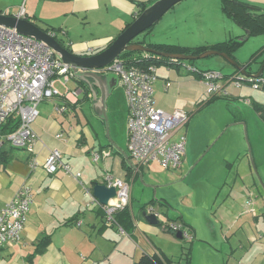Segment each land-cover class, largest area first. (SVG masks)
I'll list each match as a JSON object with an SVG mask.
<instances>
[{"label":"crops","instance_id":"obj_1","mask_svg":"<svg viewBox=\"0 0 264 264\" xmlns=\"http://www.w3.org/2000/svg\"><path fill=\"white\" fill-rule=\"evenodd\" d=\"M155 1L0 0V10L15 13L24 4L29 20L55 32L61 44L75 54L88 55L90 48H94L93 54L106 48L140 15L143 4L148 6ZM246 1L258 4L264 10V0ZM231 38L220 36L198 46L158 41L153 34H144L138 40L146 45L150 42L199 47ZM234 58L242 66L247 64L240 62L235 52ZM252 65L245 67L250 74H256L264 67L254 64L252 68ZM166 67L171 74L160 72L158 66L157 75L162 77L154 84L156 105L173 111L178 105L176 96L197 104L201 100L197 93L199 87L206 92L200 77L198 81L190 78L189 70L180 66ZM229 73L241 74L235 66ZM100 74L103 76L100 84L93 78H90L91 85L70 79L67 84L70 92L58 83L63 95L39 104L40 113L34 122L38 134L34 151L17 149L13 159L0 164V210L23 185H29L33 192L22 239L2 248L0 264H136L143 254H161L166 258V264H185L186 244L192 246L190 264H264V228L260 227L264 203L262 194L253 188L255 174L246 146L225 150L226 192L219 201L218 195L210 209L194 207L193 192L188 191L183 196L189 198L188 215L177 208L179 214L173 218L169 215L173 203L164 195L157 203L160 204L159 200L166 203L163 206L167 211L162 213L157 206L153 207L159 213V223L153 224L144 215L152 205L146 209H143L145 205L140 206L137 210L132 192L129 205L132 223L125 229V234L118 226L105 223L102 203L92 191L94 184L106 183L107 175L126 178L133 183L142 175L145 166L139 171L134 169L131 176L124 166L129 156V108L125 90L120 81L115 83L111 77ZM168 81L171 82L169 88L166 87ZM78 88L82 91L75 97L71 91ZM251 89L250 84L239 88L228 85V99L257 111L247 117L235 106L234 120L246 124L256 148V158L260 161L257 163L263 165L264 95L254 97ZM54 148L61 150L63 160L72 166L73 174L62 169L50 174L44 169L43 163ZM94 152L102 153L98 161L93 160ZM32 157L39 163L35 169L29 165ZM127 163L130 164L128 158ZM77 173H81L80 177ZM237 187L241 192L234 195ZM241 196H244L242 200ZM248 201L259 207L256 216L245 212ZM172 222L184 223L192 239L178 238L177 232L168 227ZM42 240H47V244L40 252L37 247ZM249 255L251 260L246 259Z\"/></svg>","mask_w":264,"mask_h":264},{"label":"built area","instance_id":"obj_2","mask_svg":"<svg viewBox=\"0 0 264 264\" xmlns=\"http://www.w3.org/2000/svg\"><path fill=\"white\" fill-rule=\"evenodd\" d=\"M2 13L27 18L24 4L15 13ZM49 32L55 36V32ZM89 51L93 54L94 50L90 48ZM145 56L147 58L149 54ZM173 61L189 71L199 72L206 93L211 96L228 94L227 86L230 82L237 88L244 84H250L256 89L264 86V78L261 76H225L216 70H198L182 60ZM157 70L158 66L155 64L142 67L130 64L126 58L120 56L99 70L116 74L124 87L129 108V158L138 170L152 161H159L169 169L179 168L187 150L186 134L175 140L173 138L181 128L187 126L190 114L181 109L167 111L156 105L154 84L158 77ZM73 77L71 66L64 63L44 41L0 24V128L10 117H15L18 122L14 130L7 133L0 131V149L8 145L33 152L38 139L34 122L40 113L39 104L63 95L58 83L70 92L67 84ZM170 86L171 82L168 81L166 87ZM81 91L78 88L71 93L78 97ZM101 157V152L93 153L94 161ZM29 165L35 169L39 163L32 157ZM43 167L50 174H55L60 169L73 174L72 166L63 160L62 152L58 148L50 151ZM80 175L81 173L76 174L77 177ZM106 183L116 187V195L108 204H102L105 223L118 226L120 232L125 234V229L118 222L117 213L130 205L132 181L107 175ZM32 201V188L23 185L0 210V251L22 239ZM247 203L251 205V202ZM168 227L175 232L181 231L187 239L193 237L182 223L172 222Z\"/></svg>","mask_w":264,"mask_h":264},{"label":"rangeland","instance_id":"obj_3","mask_svg":"<svg viewBox=\"0 0 264 264\" xmlns=\"http://www.w3.org/2000/svg\"><path fill=\"white\" fill-rule=\"evenodd\" d=\"M223 3V0H182L172 7L147 34H153L158 41L189 46H198L203 44L205 40L220 36L243 39L245 42L235 51L238 60L242 63L249 62L254 53L262 50L256 56V60L252 62V68L255 66L254 64L262 68V65L264 66V30L258 29L253 23L248 25L244 21L242 23L236 20L224 9ZM6 11L0 10V12ZM252 22L254 21L252 20ZM144 34L145 32L136 39ZM182 61L198 70H216L223 74L229 73L234 67L227 58L219 54ZM159 66L161 67L160 72H169L165 64ZM183 69L186 68L183 67ZM262 69L261 77L264 78V67ZM189 72L188 76L198 81L200 73ZM101 73L109 77L114 74L112 72ZM161 77L158 76L156 81ZM96 78L100 79V76ZM229 87L235 88L234 83L230 82ZM251 88L254 97L264 95V87L256 89L251 86ZM199 89L197 93L201 95V100L197 104L182 97L176 96L177 98H175L178 105L174 110L181 109L190 114L188 125L181 128L173 138L175 140L182 134L187 135V150L182 166L169 169L159 161H152L145 166L142 175H139L132 183L134 208L137 210L140 209V206L152 205L150 202L153 199L167 195L173 203V207L169 210L171 217H177L179 214V211H176L177 208L188 215L189 208L186 207V204L189 198L183 197L188 191L193 192L194 207L203 210V207L206 206L210 209L214 206V200L218 195L219 201L226 192L227 187H224V181L228 175L223 165V155L225 150L235 146H246L255 174L256 184L253 188L262 194L264 203V164L257 163L260 161L256 158V152H254L256 148L246 124L234 120L235 106L241 110L243 116L247 117L257 114V111L249 105L228 99L230 95L228 90V94L219 93L212 99L213 96L203 91L202 86ZM247 181L249 182L250 179L248 178ZM239 190L237 187L233 194L235 195L237 191L238 193L241 192ZM243 198L244 196H241V200ZM255 198L261 203L258 197L255 196ZM156 206L162 213L167 211L159 203L151 207ZM247 206L248 211L245 210V212L256 216L259 207L255 204L248 205V203ZM260 222V227L264 228L263 215ZM246 259L251 260L252 257L249 255Z\"/></svg>","mask_w":264,"mask_h":264},{"label":"water","instance_id":"obj_4","mask_svg":"<svg viewBox=\"0 0 264 264\" xmlns=\"http://www.w3.org/2000/svg\"><path fill=\"white\" fill-rule=\"evenodd\" d=\"M180 1L182 0H156L152 4H149L140 13V15H138L137 18L105 49L100 52L88 55H79L70 51L67 47L61 44L56 36H53L49 31H46L44 28L40 27L38 24L29 20L28 18H21L13 14H4L0 12V24L10 28H16L22 34L44 41L59 55L64 63L71 66L74 77L83 79L90 85V78H93L95 81H97V84H100L103 76L100 75L99 70L109 65L125 51H144L155 53L173 60H194L213 54H219L227 58L241 74L256 77L262 76V69L256 74H250L247 70H245L246 65H240L235 60V58L231 57L226 52H221L219 50H206L198 55H191L185 53L162 52L155 50L142 42H135V39L139 35L153 27L172 7H174ZM97 76H100V79L96 78ZM111 80H113L115 83H118L119 77L116 74H113V76H111ZM104 102L105 101H103V103ZM104 117L106 118L105 110ZM127 158L129 159L130 165L133 166L135 170H138L128 155ZM92 191L94 196L99 199L102 204H108L110 199L116 195V187L108 186L107 183H95ZM149 209L144 211L146 219L153 224H158L159 213L155 212L153 207ZM177 237L180 239L184 238L181 231L177 232Z\"/></svg>","mask_w":264,"mask_h":264},{"label":"trees","instance_id":"obj_5","mask_svg":"<svg viewBox=\"0 0 264 264\" xmlns=\"http://www.w3.org/2000/svg\"><path fill=\"white\" fill-rule=\"evenodd\" d=\"M223 1H224L223 3L224 9L230 15H232L236 20H239L240 22L244 21L248 25H252L253 23L258 29L264 30V10L258 4H255V3H252L246 0H223ZM143 5L144 6L141 11H143L147 7V5L145 4ZM252 20L254 22H252ZM44 29L46 31L50 30L49 28H44ZM150 29L145 31V34H147V32L150 31ZM135 42H143V41H139L138 39H135ZM244 42L245 40L243 39L231 38L229 40L220 41L212 45L199 46V47H184V46H177L173 44L150 43V42H148L147 45L155 50L162 51V52L185 53V54H191V55H198L206 50H219L221 52H226L228 55L234 58V52ZM103 49L105 48L99 49L98 52L102 51ZM261 51L262 50H259L256 53H254L251 56L250 61L247 62V64L250 65L257 58L256 56H258L261 53ZM146 54H149V57L144 58L146 57L145 56ZM120 57L126 58L128 63L130 64H137L142 67H147L150 64H155L157 66L161 64L170 65V66H178L170 58H167L159 54L149 53V52H144V51H125L120 55ZM231 75H235V74L225 73V76H231ZM73 78L75 80H78L82 84L85 83L83 79H78L76 77H73ZM216 96L217 95H213V97L211 98L214 99ZM262 118L264 119V113H262ZM17 125H18L17 119L15 117H10L6 121V123H4L1 126L0 131H2L3 133L10 132L14 130L17 127ZM16 150H17L16 148L8 146V145L0 149V164L7 163L11 159H13ZM124 166L127 169L128 174L131 176L133 174L134 168L133 166L127 163V158L125 160ZM159 201H160V204L167 205L162 200H159ZM157 202H158L157 199H153L150 202V204L154 205ZM147 206L148 205L146 204L143 207V209H146ZM117 219L120 225L124 229H127L132 223V212H131L130 206H126L123 210L119 211L117 213ZM186 239L187 238L185 237L183 238V240H186ZM46 244H47V240H42L39 243L37 250L40 252L43 251L46 247ZM184 248H185V252H184L185 256L183 258L185 260V264H190L191 258H192V246L186 244ZM165 261H166V258H164V256L161 254H155L153 256L148 255V254H143L136 264H166L167 262L165 263Z\"/></svg>","mask_w":264,"mask_h":264}]
</instances>
